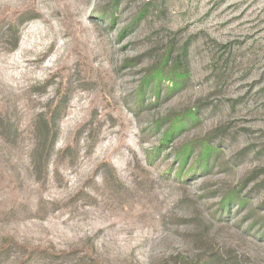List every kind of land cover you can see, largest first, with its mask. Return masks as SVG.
Wrapping results in <instances>:
<instances>
[{"label": "rangeland", "instance_id": "obj_1", "mask_svg": "<svg viewBox=\"0 0 264 264\" xmlns=\"http://www.w3.org/2000/svg\"><path fill=\"white\" fill-rule=\"evenodd\" d=\"M0 264H264V0H0Z\"/></svg>", "mask_w": 264, "mask_h": 264}, {"label": "trees", "instance_id": "obj_2", "mask_svg": "<svg viewBox=\"0 0 264 264\" xmlns=\"http://www.w3.org/2000/svg\"><path fill=\"white\" fill-rule=\"evenodd\" d=\"M155 67L152 71L148 72V74L144 77L142 83V88L144 86H149L150 84H152L151 86L153 87V93L155 96L159 95V87L163 81H168L171 83L170 89L177 88L182 83V78H184L185 73L180 69L177 59L171 64H168V62L166 61L159 62ZM141 94L142 93L140 92V95ZM179 121H181V117L179 115L173 118V122L170 124V129L165 133L164 140L169 139L172 132L175 129L179 128ZM211 150L212 147L206 144L204 146V151L202 152L201 157L206 160L209 156V151ZM188 151L189 149L187 148L182 151L183 155L185 156L184 159L186 158V154L188 153Z\"/></svg>", "mask_w": 264, "mask_h": 264}]
</instances>
